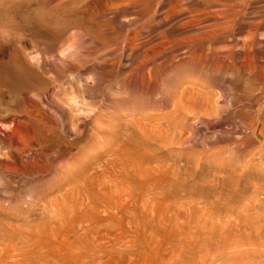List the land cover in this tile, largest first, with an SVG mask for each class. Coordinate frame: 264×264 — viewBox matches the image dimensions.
<instances>
[{
	"label": "rangeland",
	"instance_id": "1",
	"mask_svg": "<svg viewBox=\"0 0 264 264\" xmlns=\"http://www.w3.org/2000/svg\"><path fill=\"white\" fill-rule=\"evenodd\" d=\"M229 2L0 0L27 65L0 82V264H264V70L236 66L264 27L213 71Z\"/></svg>",
	"mask_w": 264,
	"mask_h": 264
},
{
	"label": "bare ground",
	"instance_id": "2",
	"mask_svg": "<svg viewBox=\"0 0 264 264\" xmlns=\"http://www.w3.org/2000/svg\"><path fill=\"white\" fill-rule=\"evenodd\" d=\"M220 1V0H219ZM226 1H231V2H229V3H231V4H226L225 3V5H227L228 7H226V6H224V8L226 7V15L224 16V17H226V20L228 21V22H230V25H229V27L231 28V31H235V32H237V33H240V32H242L244 35H243V38L241 39V37H239L241 40L239 41V42H241V45H240V43H238L237 42V44L234 42V38H230L228 41H226L227 43H226V49H228V50H226L224 53L222 52V54L220 53V55H223V54H225L226 52H228V53H226L225 55H223V56H219L218 55V53H217V50H215L213 47L215 46V45H213L214 44V42H216L217 40H219V39H221V38H223L222 37V28L220 29H218L217 27V29H215V30H212V31H209L212 35L210 36V44H209V46L211 45V46H213L212 47V52H213V56H214V58H216L215 60H216V62H217V60H218V62L216 63V65L214 64V61H213V63H212V65H211V69L213 68V71H215L214 70V68L215 67H218V69L219 68H221V69H223L222 67H225V68H228V70H229V64H228V62L226 63V59L229 57V55H232V54H230V53H232L233 52V50L235 49V47H236V45H238V46H242L241 48H243L242 49V51L244 50V53H243V56H245L244 54H247V55H249L250 56V59L253 57V59H254V57H256L257 59H260V57H262L263 55H260L261 54V51L259 50V49H256V48H254V46H255V43L258 41V39H259V34H257V31L260 29V28H262V27H264V16L262 17V18H258L257 20H247V13H248V10H249V8L252 6V4L254 3V0H226ZM53 2V0H35V4H36V9L39 11V12H41V13H46L47 12V10L49 9V7H51V3ZM218 2V1H217ZM223 2H225V1H223ZM223 2H219L220 4L219 5H221ZM216 3V2H215ZM224 4V3H223ZM223 4H222V6H223ZM260 5V4H259ZM258 5V6H259ZM263 5V4H262ZM205 6V5H204ZM217 6V5H216ZM210 7V8H209ZM257 8V7H256ZM207 9H209L208 11H209V14L211 13V14H214L215 16H217V15H219V17H220V14L222 13L223 14V11H225L224 9H223V11L221 12V11H219V12H221L220 14L219 13H217L218 11L217 10H214V9H212V6L210 5V6H208V8ZM255 10V9H254ZM217 11V12H216ZM257 11H259L258 9H257ZM215 12H216V14H215ZM261 12V11H260ZM225 13V12H224ZM262 13V12H261ZM16 12H14L13 13V16L14 17H16ZM253 14V13H252ZM45 15V14H44ZM257 15V14H256ZM212 16V15H211ZM260 17V16H259ZM212 18V17H211ZM210 18V19H211ZM216 18V17H215ZM217 18H218V16H217ZM223 18V17H222ZM253 18H255V17H253ZM223 19H225V18H223ZM206 20H208V19H206ZM213 20V19H212ZM202 21V20H201ZM214 22V21H213ZM215 22L217 23V21H216V19H215ZM215 22H214V24H215ZM221 22V21H220ZM228 22H226V23H228ZM217 24H219V22L217 23ZM216 24V25H217ZM218 26V25H217ZM225 26V25H224ZM224 26H222V27H224ZM9 25H8V23H7V21L5 20V18L2 16V14L0 13V67H2L3 68V70L1 71V73H3V74H1L0 76V82H2L4 79L2 78L3 76H5V75H7L8 73H12V74H14V75H16V76H20V75H22L23 73H22V71H20L19 69H18V67H16V65L17 64H21V65H23V66H27L26 64H25V61H24V56H23V52H22V48H20V47H15V46H13L12 47V45L13 44H15L16 42H20L21 41V38L20 37H18V36H16V34L15 33H13V32H11V30H9ZM212 27V26H211ZM226 27V26H225ZM229 27H227V29L229 28ZM214 28V27H213ZM227 29H224V31H226ZM80 30H81V28H80ZM207 30V29H206ZM260 31V30H259ZM208 32V33H209ZM209 33V34H210ZM259 33V32H258ZM223 35H225V34H223ZM236 35V34H235ZM239 35V34H238ZM258 35V36H257ZM197 36V35H196ZM208 37H209V35H207ZM240 36V35H239ZM230 37V36H229ZM236 37H238L237 35H236ZM206 37H204V39H205ZM227 39V38H226ZM260 40V39H259ZM185 41H186V39H185ZM236 41V40H235ZM237 41H238V39H237ZM262 42H264V37L262 38V40H261ZM261 42V43H262ZM186 43V42H185ZM204 43H206L205 41H204ZM194 44V43H193ZM208 44V43H207ZM195 45V44H194ZM258 45V44H257ZM191 46V45H190ZM206 46V45H205ZM250 46H251V48H250ZM202 47V46H201ZM207 47V46H206ZM205 47V48H206ZM215 47H217V45L215 46ZM10 48H12L13 50L11 51V53H9V51H8V49H10ZM200 48V47H199ZM198 48V49H199ZM208 48V47H207ZM206 48V49H207ZM237 48H239V47H237ZM191 49V48H190ZM206 49H204V48H201V50H199V54H198V56H195V58L194 59H196V58H198L197 60H196V62H199V61H201V60H203V61H207L208 60V52H207V50ZM219 50V49H218ZM238 50V49H237ZM190 51V50H189ZM194 51V50H193ZM192 51V52H193ZM230 52V53H229ZM238 52V51H237ZM194 53V52H193ZM198 53V52H197ZM234 53V52H233ZM239 54L241 55L242 54V52L241 51H239ZM191 55H192V53H191ZM194 55H195V53H194ZM194 55L192 56V57H194ZM197 55V54H196ZM246 55V56H247ZM9 56V59L8 60H6V58ZM31 58L33 59V61H35V62H37V63H39V58H38V56L36 55V54H33V53H31ZM233 56H234V54H233ZM235 56H237V55H235ZM234 56V57H235ZM242 56V55H241ZM249 56H247V58L249 57ZM192 57H191V59H192ZM263 58V57H262ZM194 59H193V61H194ZM232 58L230 57V59L229 60H231ZM234 59V58H233ZM232 59V60H233ZM242 59H244L243 57H242ZM240 57H237V61L239 62V65H237L235 62V64H236V66H238V67H240V68H237L236 66H235V64H234V69L235 70H239L240 69V71L239 72H241V69H243L244 71H242V72H247V74L248 73H252L253 75H257L258 74V76L263 72H261V70H264V62H263V65H262V63L261 64H255V62H254V65H252L250 62H249V58L247 59L248 60V62H247V60H245V62H244V60H242ZM260 60H262V59H260ZM234 61V60H233ZM233 61H230L231 62V64L233 63ZM264 61V60H263ZM251 62H253L252 60H251ZM247 63H250V64H247ZM214 64V65H213ZM249 65V66H248ZM208 66V65H207ZM231 66V68H233V66L232 65H230ZM30 68V67H29ZM237 68V69H236ZM233 69V70H234ZM30 70H31V68H30ZM220 71V70H219ZM226 71V70H225ZM230 71V70H229ZM221 72V71H220ZM236 72H238V71H236ZM260 73V74H259ZM249 74V75H250ZM263 74V73H262ZM261 74V75H262ZM260 75V76H261ZM257 76V77H258ZM262 77V76H261ZM256 78V77H255ZM259 81H261V80H259ZM34 84H37L36 82H33ZM1 84V83H0ZM237 89V88H236ZM239 90V89H238ZM237 92V91H236ZM223 93H225V92H223ZM221 94V95H224V94ZM220 95V96H221ZM241 95V94H240ZM226 96V95H225ZM224 96V97H225ZM239 97V96H238ZM221 98V97H220ZM226 98V97H225ZM241 99V98H240ZM226 100V99H225ZM238 100V99H237ZM221 101V100H220ZM219 104V103H218ZM220 106V105H219Z\"/></svg>",
	"mask_w": 264,
	"mask_h": 264
}]
</instances>
